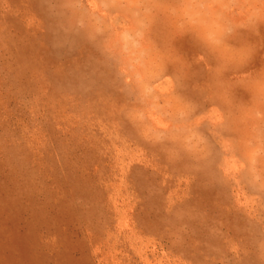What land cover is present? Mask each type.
<instances>
[{"label":"rangeland","instance_id":"1","mask_svg":"<svg viewBox=\"0 0 264 264\" xmlns=\"http://www.w3.org/2000/svg\"><path fill=\"white\" fill-rule=\"evenodd\" d=\"M172 3L0 0V264H264V106L235 87L264 68V22L217 85L190 38L168 47ZM181 124L205 153L178 150Z\"/></svg>","mask_w":264,"mask_h":264},{"label":"clouds","instance_id":"2","mask_svg":"<svg viewBox=\"0 0 264 264\" xmlns=\"http://www.w3.org/2000/svg\"><path fill=\"white\" fill-rule=\"evenodd\" d=\"M220 0H173L168 6L174 39L169 48L174 47L179 38L188 37L202 48L215 64L209 65L217 85H222L224 77L235 67L249 64L256 53L255 44L241 34L240 30H248L258 34V25L264 22V7L250 10L246 21L234 22L227 20L222 11L218 10ZM143 61L141 69L149 74L165 68L170 59V52L155 48L151 43L142 45ZM235 87L248 94L247 102L255 106H264V68L255 75L246 73L235 83ZM177 112L185 115L193 108L191 102L173 97L170 101ZM177 132L186 135L173 137L177 148L185 153L196 155L206 152V141L190 125H177Z\"/></svg>","mask_w":264,"mask_h":264}]
</instances>
